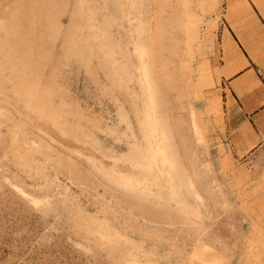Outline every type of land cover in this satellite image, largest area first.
I'll return each mask as SVG.
<instances>
[{
	"label": "rangeland",
	"instance_id": "rangeland-1",
	"mask_svg": "<svg viewBox=\"0 0 264 264\" xmlns=\"http://www.w3.org/2000/svg\"><path fill=\"white\" fill-rule=\"evenodd\" d=\"M225 5L0 0V264H264V129L221 79ZM137 46L164 177L131 149Z\"/></svg>",
	"mask_w": 264,
	"mask_h": 264
},
{
	"label": "crops",
	"instance_id": "crops-1",
	"mask_svg": "<svg viewBox=\"0 0 264 264\" xmlns=\"http://www.w3.org/2000/svg\"><path fill=\"white\" fill-rule=\"evenodd\" d=\"M224 1V15L235 24L224 22L220 34L234 57L225 63L221 79L231 86L244 118L257 121L264 129V0ZM249 83L256 86L245 85Z\"/></svg>",
	"mask_w": 264,
	"mask_h": 264
},
{
	"label": "bare ground",
	"instance_id": "bare-ground-1",
	"mask_svg": "<svg viewBox=\"0 0 264 264\" xmlns=\"http://www.w3.org/2000/svg\"><path fill=\"white\" fill-rule=\"evenodd\" d=\"M208 1L211 4H215L217 2V0H208ZM144 53H145V51L143 50V48L141 46L136 47L137 61H138V64L140 66L141 84H143V86H144V94H145V99H144L145 100L144 101L145 116H144L143 121H142V129L145 132V143L141 144V145H137L136 143H134L131 146V149L134 152V158L137 160H139V159L142 160V158H147L150 155L152 157V159H151L149 166L151 168L156 169L158 174L161 177H164L165 175L166 176L168 175L167 167H166L167 139H166V136L164 135L163 124H162V122L159 118V115L157 113V102L155 99V94L153 93L151 81L148 77V70H147V66H146L145 61H144ZM25 79H26V77H25ZM31 88H32V86H30V90H31ZM46 88H48V87H46ZM27 90H29V89H27ZM34 91H36V90H34ZM48 107H51V106H48ZM52 108L55 109V107H52ZM55 114H54V116H55ZM143 167H145V164L143 165Z\"/></svg>",
	"mask_w": 264,
	"mask_h": 264
}]
</instances>
